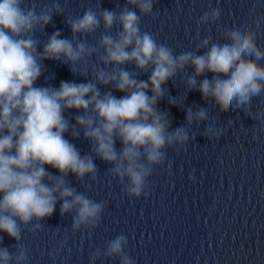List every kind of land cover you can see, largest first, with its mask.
Instances as JSON below:
<instances>
[{
	"label": "clouds",
	"instance_id": "9594fccd",
	"mask_svg": "<svg viewBox=\"0 0 264 264\" xmlns=\"http://www.w3.org/2000/svg\"><path fill=\"white\" fill-rule=\"evenodd\" d=\"M22 5L23 0H0V232L16 242L15 253L0 247V264H27L22 232L25 228L38 231L57 203L61 216L71 214L73 233L99 226L106 202L77 191L67 179L72 174L79 182L85 177L95 181L96 158L111 165L107 172L123 186L127 197L149 195V177L156 166L165 164L167 150L179 151L188 144L185 125L199 126L209 118L207 109L188 106L185 124L170 130L169 113L157 107L166 96L170 104L180 106L164 85L188 68L194 71L182 77L187 92L199 91L220 112L242 109L256 121H264V109L251 112L253 98L264 95V64L260 63L264 47L258 45L256 31L264 15L255 8L250 10V24L222 32L227 42H213L209 36L200 40L195 51L177 54L141 31V17L153 14L154 0H126L118 13L87 9L81 16L69 17L71 39L61 38L57 30L42 51H38L36 31L44 30L63 9L59 3L39 12L35 6ZM220 16L219 8L210 9L197 24H215ZM101 25L104 33L96 45H90L88 37ZM114 26L119 29L115 36L111 34ZM201 50L203 54H198ZM93 56L97 64L89 73L88 59ZM45 60L67 64L74 75L90 79L87 83L61 81L58 88L36 86L44 75ZM126 65H134L135 70H126ZM139 73L149 74L148 79H137ZM98 86H111L124 95L118 98L111 89L101 92ZM69 110L77 112L74 123L64 115ZM81 132L90 142V154L81 155L65 138L67 133L79 139ZM203 135L219 139L222 133L214 125H205ZM127 245V237L117 235L103 252L97 249L90 255L91 264L101 255L134 264L125 251Z\"/></svg>",
	"mask_w": 264,
	"mask_h": 264
},
{
	"label": "water",
	"instance_id": "95a60500",
	"mask_svg": "<svg viewBox=\"0 0 264 264\" xmlns=\"http://www.w3.org/2000/svg\"><path fill=\"white\" fill-rule=\"evenodd\" d=\"M53 3H59L63 9V14H54L52 23L48 24L44 30L38 29L35 38L39 39L40 45L38 51L43 50L44 43L48 37L55 31L61 32V38L71 39L72 33L70 27L66 23V19L71 17L83 15L87 9L99 12L101 9L109 11L115 10L117 13L126 5V0H23V7L30 8L35 6L36 11L50 7ZM138 12V10H137ZM139 14V13H138ZM119 29L113 27L111 34L115 36ZM104 33L103 25L94 34L88 37L87 42L90 45H96L101 34ZM44 75H42L36 82V86L41 87H59L61 81H74L76 83H87L89 78L79 75H74L67 64L45 60L44 62ZM97 60L93 56L88 59L89 73L96 66ZM83 66H80L82 70ZM45 77H48L46 80ZM100 87L101 92L112 90L115 96H118V91H115L111 86L105 88ZM66 118H69L73 123L74 117L77 115L75 110H69L64 113ZM65 138L73 143L80 151L81 155L90 154V142L83 138V133L79 139H74L70 134H65ZM98 167V174L95 181H90L85 177L84 181L79 182L75 176L69 174L67 177L72 187L77 191L86 194L89 198L97 200L99 182L102 172L103 161L99 158L94 160ZM47 171L53 175H59V172L46 166ZM60 204L57 203L56 210L51 217L45 218L42 221L41 228L36 232H29L25 228L22 232L21 243L28 250L27 264H84L86 250L88 246L89 236L91 230L81 228L79 231L73 233L71 230L72 216L66 214L60 215ZM32 225H29L31 227ZM0 247H6L10 253H15L16 242L10 238L6 233L0 232ZM66 241V242H65Z\"/></svg>",
	"mask_w": 264,
	"mask_h": 264
}]
</instances>
